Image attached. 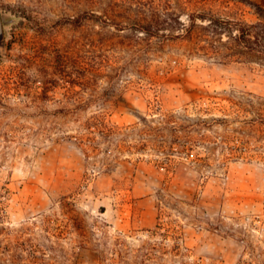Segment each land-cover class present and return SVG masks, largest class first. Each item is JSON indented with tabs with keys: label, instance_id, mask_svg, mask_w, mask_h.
<instances>
[{
	"label": "rangeland",
	"instance_id": "374dc122",
	"mask_svg": "<svg viewBox=\"0 0 264 264\" xmlns=\"http://www.w3.org/2000/svg\"><path fill=\"white\" fill-rule=\"evenodd\" d=\"M86 9L0 0V264H264V65L141 42L94 86Z\"/></svg>",
	"mask_w": 264,
	"mask_h": 264
},
{
	"label": "trees",
	"instance_id": "16d2710c",
	"mask_svg": "<svg viewBox=\"0 0 264 264\" xmlns=\"http://www.w3.org/2000/svg\"><path fill=\"white\" fill-rule=\"evenodd\" d=\"M230 2L234 5L230 6ZM242 0H86V19L101 27L92 39L94 86L111 67L105 49L147 43L163 49L184 41L197 54L218 62L247 61L264 65V0L255 13L258 20L238 18L234 10ZM77 19L82 20V15ZM132 37H135L132 38ZM135 42V43H132Z\"/></svg>",
	"mask_w": 264,
	"mask_h": 264
},
{
	"label": "water",
	"instance_id": "95a60500",
	"mask_svg": "<svg viewBox=\"0 0 264 264\" xmlns=\"http://www.w3.org/2000/svg\"><path fill=\"white\" fill-rule=\"evenodd\" d=\"M4 44V27H3V20L0 13V46Z\"/></svg>",
	"mask_w": 264,
	"mask_h": 264
}]
</instances>
